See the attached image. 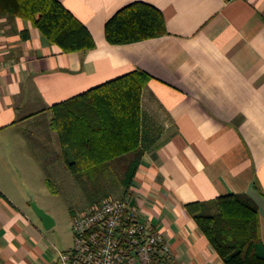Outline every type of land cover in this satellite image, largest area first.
<instances>
[{
	"label": "crops",
	"instance_id": "crops-1",
	"mask_svg": "<svg viewBox=\"0 0 264 264\" xmlns=\"http://www.w3.org/2000/svg\"><path fill=\"white\" fill-rule=\"evenodd\" d=\"M59 1L95 49L64 53L30 22L0 18V264H53L32 207L48 175L69 173L52 107L137 70L151 79L125 198L181 264H224L187 210L195 202L253 199L264 244V0ZM135 2L158 8L168 33L110 44L107 22Z\"/></svg>",
	"mask_w": 264,
	"mask_h": 264
},
{
	"label": "trees",
	"instance_id": "trees-1",
	"mask_svg": "<svg viewBox=\"0 0 264 264\" xmlns=\"http://www.w3.org/2000/svg\"><path fill=\"white\" fill-rule=\"evenodd\" d=\"M2 17L30 22L64 53L96 48L88 28L59 0H0ZM105 33L110 44L124 45L168 31L158 8L135 2L107 22ZM150 79L137 70L52 107V127L65 149L68 172L78 179L93 178L101 187L113 182L115 167L123 168L118 188L123 196L117 199L128 200L126 189L142 156V94ZM187 210L224 264H264L260 211L253 199L232 194L188 204Z\"/></svg>",
	"mask_w": 264,
	"mask_h": 264
},
{
	"label": "built area",
	"instance_id": "built-area-1",
	"mask_svg": "<svg viewBox=\"0 0 264 264\" xmlns=\"http://www.w3.org/2000/svg\"><path fill=\"white\" fill-rule=\"evenodd\" d=\"M59 264H181L165 236L128 200L109 197L77 215Z\"/></svg>",
	"mask_w": 264,
	"mask_h": 264
},
{
	"label": "rangeland",
	"instance_id": "rangeland-1",
	"mask_svg": "<svg viewBox=\"0 0 264 264\" xmlns=\"http://www.w3.org/2000/svg\"><path fill=\"white\" fill-rule=\"evenodd\" d=\"M123 173V168L116 170L115 167L113 182L107 181V185L101 187L93 178L78 179L70 173H64L60 176L62 180L58 181L55 176L48 175L54 185L50 187L46 184L34 192L37 198H33V203L45 210L56 222L52 229H45V246L50 263L59 264V252H69L73 249V224L77 215L88 211L95 202L102 201L107 196H123L122 191L118 189L122 187Z\"/></svg>",
	"mask_w": 264,
	"mask_h": 264
},
{
	"label": "water",
	"instance_id": "water-1",
	"mask_svg": "<svg viewBox=\"0 0 264 264\" xmlns=\"http://www.w3.org/2000/svg\"><path fill=\"white\" fill-rule=\"evenodd\" d=\"M32 207L36 213V215L39 217V219L42 221L43 226L46 230H50L55 226V220L50 216L45 210L40 208L36 203H32Z\"/></svg>",
	"mask_w": 264,
	"mask_h": 264
}]
</instances>
